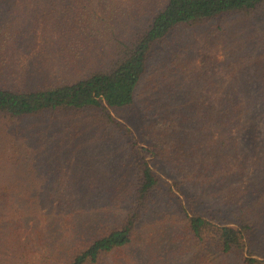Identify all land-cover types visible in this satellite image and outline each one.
<instances>
[{
	"label": "trees",
	"instance_id": "16d2710c",
	"mask_svg": "<svg viewBox=\"0 0 264 264\" xmlns=\"http://www.w3.org/2000/svg\"><path fill=\"white\" fill-rule=\"evenodd\" d=\"M40 1L61 4L70 41L117 28V19L133 29L116 38L126 55L111 70L40 89L0 86V264H264V42L254 39L251 22L253 15L264 29V0H127L125 20L119 0H29ZM229 17L232 25L225 26ZM218 18L223 21L212 27L215 45L208 48L228 33L237 47L223 59L188 52L184 29ZM171 36L173 61L158 75L160 104L145 109L143 134L150 135L154 120L176 126L159 131L167 143L162 149L146 145L148 139L130 140L138 182L41 180L45 132L23 133L15 123L47 112L95 110L111 123L102 133L106 142H115L116 131L128 136L131 129L112 110L134 102L152 53L159 43L163 52ZM4 119L15 124L10 137ZM75 125L78 136L83 130ZM159 158L166 161L161 172L185 200L156 170ZM173 168L193 174L197 189L176 181ZM162 181L168 185L164 199L157 195Z\"/></svg>",
	"mask_w": 264,
	"mask_h": 264
},
{
	"label": "rangeland",
	"instance_id": "374dc122",
	"mask_svg": "<svg viewBox=\"0 0 264 264\" xmlns=\"http://www.w3.org/2000/svg\"><path fill=\"white\" fill-rule=\"evenodd\" d=\"M126 2L127 0L118 1L119 13L124 20L123 7ZM37 3L39 4L35 5L29 0H0V86L29 90L72 82L87 76L93 70H111L126 55L125 47L117 39H123L126 33L132 32L131 25L126 27L124 21L119 23L117 19L114 23L117 28H108L102 33H92V38H81L79 34L73 36V41H70L71 32L63 22L66 20L64 19L66 12L62 10L61 4L50 6L41 1ZM251 17V22L256 27L254 39L260 42L262 39L264 42V29L260 30L261 26L257 17L253 15ZM231 18L223 19L224 21L220 18L211 20L206 27L203 25L185 28L184 31L189 40L188 52L197 56L196 53L200 55L203 51H207L214 55L218 54L220 59L225 58L226 51L237 47L236 42H233L236 38L230 39L229 33L220 34L219 38L216 37L219 39L216 42L217 47L208 48V45H215L211 40L212 27L222 21L225 26L232 25ZM134 28L139 29V25L136 23ZM173 42L175 43V38L171 36L169 41H166L167 47L163 52L161 51L165 44L157 45L158 49L152 53L147 73L137 88L134 102L112 110L113 115L131 129V134L128 136H125L123 131H116L115 142H106L108 134L102 133L110 129L111 123L109 124L102 116L101 119L98 118L95 110L47 112L40 117H28L15 123L18 124L19 131L23 133L38 130L45 132V139L39 146L42 147V156L38 168H42L44 173L41 180L50 184L84 182L92 185L121 181L133 184L138 182L137 158L128 148L130 140L136 137L148 139L146 145L150 143L162 149L167 144L162 142L163 134L166 131L171 132L176 126L171 121L154 120L150 124L151 129L148 132L150 135L143 134L148 131L144 120L145 109L153 112L154 106L157 103L160 104L161 96L157 95V85H161V82L158 75L161 76L164 66L172 64L173 59H170V53ZM174 66L173 63V70ZM4 121L5 128L8 130L7 136L10 137L11 126L15 124H11V120L4 119ZM75 124L83 130V133L81 132L78 136H75L77 131ZM90 128L95 131L90 133ZM29 140L31 146L32 141ZM57 142L63 149L57 148ZM29 144L28 152H30ZM71 153L72 156L69 155L70 158L67 160V155ZM33 156L36 154H31L29 161ZM153 157L150 155L148 159L152 161ZM157 160L160 161V165L158 164L156 170L161 172L162 166L166 168V161L160 158ZM154 163L152 162L153 166ZM173 169L178 170V168ZM177 172L178 180L176 181L183 182L182 185L186 188L197 189L193 174L185 177V171ZM161 174L171 183L173 182L174 187V180L166 177L167 175L163 172ZM244 185L246 184L243 183ZM162 187L159 194L157 193L160 199H164L168 192V185L164 181H162ZM176 192L182 199H186L179 190L176 189ZM208 192L209 187L202 191V196L199 197L202 204L207 202L204 195ZM146 227L149 226L143 225L142 231L148 232Z\"/></svg>",
	"mask_w": 264,
	"mask_h": 264
}]
</instances>
